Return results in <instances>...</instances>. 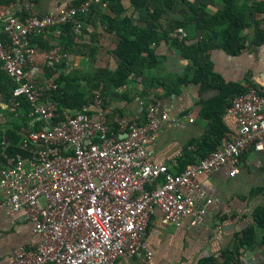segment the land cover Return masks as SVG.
Masks as SVG:
<instances>
[{
	"label": "built area",
	"instance_id": "obj_1",
	"mask_svg": "<svg viewBox=\"0 0 264 264\" xmlns=\"http://www.w3.org/2000/svg\"><path fill=\"white\" fill-rule=\"evenodd\" d=\"M107 2L83 0L43 17L10 16L0 29V69L17 84L11 106L29 103L30 123H41L26 131L14 156L0 143V208L22 213L40 237L38 244L20 248L10 264H118L132 257L150 264L154 252L147 237L156 212L166 226L181 227L186 218L192 226L202 224L217 200L202 190L198 177L223 168L235 177L247 151L264 149V86L249 85L232 100L228 113L237 119L238 134L227 133L208 157L182 171L180 157L173 160L175 170L150 161L163 128L180 125L154 94L141 99L143 121L114 115L116 131L104 117L85 112L61 120L54 100L59 85L28 77L37 54L32 40L67 23L79 34L91 9ZM171 35L182 42L187 31L179 27ZM66 56L54 48L46 58L59 64Z\"/></svg>",
	"mask_w": 264,
	"mask_h": 264
},
{
	"label": "crops",
	"instance_id": "obj_2",
	"mask_svg": "<svg viewBox=\"0 0 264 264\" xmlns=\"http://www.w3.org/2000/svg\"><path fill=\"white\" fill-rule=\"evenodd\" d=\"M81 1L0 0V29L10 16L43 17ZM202 1L144 0L149 11L136 8L131 0H118L114 5L115 10L109 9L108 3L106 7L95 6L86 17L81 32L74 35L71 42L61 41L60 26L33 39L37 54L27 68L28 77L34 83L69 80L73 87L79 84L81 90H87L98 73L107 72L98 80V85L104 89L102 99L92 94L86 106H82V112L93 117H104L110 128H115L112 118L116 114L126 119L138 118L143 121L146 112L141 99L146 94L156 95L162 110L177 118L180 125L163 128L152 149L150 161L166 162L171 170H175L173 160L183 157L188 149L196 155L198 148L195 144L206 136L215 121L203 115L205 107L222 109V130L226 134H238L237 119L228 113L230 98L224 97L220 87L264 86V43H253L256 24L250 16L251 10H254L253 3L264 0H234L249 15V27L245 31L246 47L237 55L229 54L222 48H214L203 56L201 66H205L206 73H209L204 85L194 81L196 67L192 60L185 57L183 49L174 40L162 39L152 46L155 60L149 61L150 68L142 76L129 78L122 90L112 91L108 73H114L119 66L114 55L119 24L116 27L110 23L108 25L101 21V16L107 14L118 20L130 18L140 28L161 24L164 29H169L174 21L182 20L191 13L187 3L197 6ZM156 7L163 8L158 20H154L151 15ZM256 20L264 28V16L258 14ZM193 42L191 38L190 44ZM60 46L65 48L67 56L59 64L48 61L47 53ZM181 78L188 81L177 89L175 82ZM0 81V143L18 148L19 144L14 145L11 141L12 134L24 139L27 130L37 129L41 123L33 126L24 119H29V113L26 115L22 110L19 111L22 105L17 109L11 106L17 84L1 69ZM98 98L100 104L95 102ZM200 160L197 156V161ZM197 181L202 190L217 202L209 207L204 222L197 226L191 225L190 218H186L181 227L166 226L161 222V212L157 211L147 237L154 252L150 264H225V253L234 255L231 264H264V245L261 243L264 229L257 224V211L264 210V149L247 151L241 160L240 173L235 177H230L229 170L223 168L210 176L201 175ZM3 199L0 191V200ZM252 226L256 232L255 245L241 247L239 238ZM33 230V223L25 220L22 213H11L5 207L0 208V264H10L20 248L40 242V237ZM118 264L145 263L132 257L121 258Z\"/></svg>",
	"mask_w": 264,
	"mask_h": 264
},
{
	"label": "trees",
	"instance_id": "obj_3",
	"mask_svg": "<svg viewBox=\"0 0 264 264\" xmlns=\"http://www.w3.org/2000/svg\"><path fill=\"white\" fill-rule=\"evenodd\" d=\"M131 1L136 8L142 9L143 11H149V7L145 6L144 0ZM117 2L118 0H108L107 3L109 9L115 10L114 5ZM187 5L191 13L186 14L185 18L182 20L174 21L169 29H164L160 26L161 24L140 28L134 25L130 18L118 20L111 18L107 14L101 16V21L108 23V25L110 23L112 26L114 25V27H116L117 24H119V28L117 29L119 37L118 44L114 51L119 66L114 73H108L109 84L112 91L122 90L123 87L127 86L129 78L133 76H142L143 73L150 68L151 65L149 61L155 60L152 53V46L158 44L162 39L174 40L175 44L183 49L185 57L192 60L196 67L194 81L201 82L203 85L205 81H208L209 73H206V68L205 66H201V63L203 62V56H205L211 49L222 48L232 55H237L245 49L247 42L245 31L249 27V23L247 22L249 15H247L245 10L243 11L240 9L235 4L234 0H203L201 5L196 6L192 3H187ZM253 7L254 10H251L250 13L251 19L254 20L256 24V35L253 43L258 45L264 43V28L261 27V24L256 20V17L258 14L264 16V1L254 2ZM162 9L163 8L161 7H156L154 9V12L151 14L154 20H158V16L161 17L163 13ZM60 27L61 41L71 42L72 37L76 35L72 30V24L67 23ZM179 27L189 30L186 39L182 42L177 38L174 39L171 35V33ZM191 38L194 39V42L190 44ZM2 39L3 41L8 42L6 36ZM65 47L67 46L65 45ZM60 48L62 54L67 53L64 47L62 48L60 46ZM2 73L4 72L2 71ZM5 74L8 75L7 73ZM102 75H107V72L98 73L96 77L92 79V83H90L89 89L87 90H81L79 84L76 87H73L69 80L57 82L59 90L54 94V100L57 103V113L61 115V120L65 115L74 116L77 113L82 112V106H86L87 99L92 96V94L98 95L102 99L104 89L98 85L100 84L98 80L102 78ZM187 81L186 78L178 79L175 82L176 88L179 89V87L182 86V84L187 83ZM220 89H222L221 91L224 97L230 98V102L227 106L228 109L235 97L247 92L246 88H241L237 85L223 86L220 87ZM148 95L149 94H146L143 97ZM21 110L22 113L27 115L31 112L30 104L23 103L19 111ZM66 111H70V113H65ZM221 113L222 109L218 110V107H205L203 115L215 121L210 125L209 132L206 136H204L200 142L195 144L198 148L196 155L188 149L183 157L179 159V171L184 170L189 164L198 162L197 156L198 158H201V160L205 159L221 144L226 134L221 127ZM24 119L29 121L26 117H24ZM112 130L116 131L114 128H112ZM22 140L23 138L21 139L19 136L16 137L13 134L11 136V141L14 145H21L23 142ZM7 153L14 156L20 153V149L19 147L13 148L12 146H9ZM257 224L260 228L264 229V210L257 211ZM255 233L254 226L247 228L243 232V236L239 238L240 246L245 248L253 247L256 241ZM261 243L264 245V237ZM223 255L226 257L225 264L233 263L234 255L230 253H225Z\"/></svg>",
	"mask_w": 264,
	"mask_h": 264
}]
</instances>
